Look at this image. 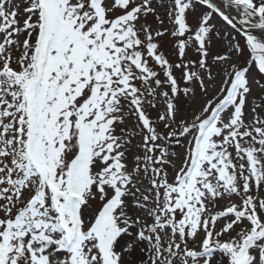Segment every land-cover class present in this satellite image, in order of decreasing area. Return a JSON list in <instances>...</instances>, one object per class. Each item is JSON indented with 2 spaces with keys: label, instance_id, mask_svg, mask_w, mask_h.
Segmentation results:
<instances>
[{
  "label": "snow or ice",
  "instance_id": "6c2138e0",
  "mask_svg": "<svg viewBox=\"0 0 264 264\" xmlns=\"http://www.w3.org/2000/svg\"><path fill=\"white\" fill-rule=\"evenodd\" d=\"M199 3L0 0V264H264V0Z\"/></svg>",
  "mask_w": 264,
  "mask_h": 264
},
{
  "label": "rangeland",
  "instance_id": "374dc122",
  "mask_svg": "<svg viewBox=\"0 0 264 264\" xmlns=\"http://www.w3.org/2000/svg\"><path fill=\"white\" fill-rule=\"evenodd\" d=\"M215 1L218 2L217 0H215ZM190 3L195 9V14H200V13H203L204 11L207 10L205 6H203L199 3V0H190ZM195 14L192 10H189L188 19H189L190 23L195 22ZM233 14H235V13L233 12ZM148 20L150 23L155 24V21L153 20L152 17H149ZM211 23L215 26V28L217 30H221L223 33H228L229 36H235L236 39L239 40L241 42V44H243V40L239 36V34L235 30L231 29L228 25H226V23L223 22V20L220 17H218L217 15L213 14L212 19H211ZM185 39H187V37H185ZM173 43H174V41H171L167 36H165L161 41V44H162L161 50H162V52H164L166 57L171 62H176L177 56L173 54ZM218 47H219V45H216V47H214L213 49H210V53L214 54V52L217 50ZM186 55L188 58H193V59L198 58V54L196 53L194 43L192 46H190L186 49ZM244 59H245V57H241L240 62L242 63L244 61ZM209 62H211V55L209 56ZM176 75H177V77H179V72H177ZM253 75H254L255 79H261V77L258 73H253ZM253 95L254 96L260 95V92L254 88ZM151 115L153 118H155L156 112L153 111L151 113ZM159 127L162 128L163 126L160 125ZM137 139H139V138H137ZM180 151H182V150H180ZM223 205H224L223 201L219 202V207L216 210H222ZM233 235H234V233H233ZM197 239H199V237H197ZM224 239H227V237H224Z\"/></svg>",
  "mask_w": 264,
  "mask_h": 264
},
{
  "label": "bare ground",
  "instance_id": "6f19581e",
  "mask_svg": "<svg viewBox=\"0 0 264 264\" xmlns=\"http://www.w3.org/2000/svg\"><path fill=\"white\" fill-rule=\"evenodd\" d=\"M216 2V1H215ZM218 5H222L220 2H216Z\"/></svg>",
  "mask_w": 264,
  "mask_h": 264
},
{
  "label": "water",
  "instance_id": "95a60500",
  "mask_svg": "<svg viewBox=\"0 0 264 264\" xmlns=\"http://www.w3.org/2000/svg\"><path fill=\"white\" fill-rule=\"evenodd\" d=\"M222 2V1H221ZM223 3V2H222Z\"/></svg>",
  "mask_w": 264,
  "mask_h": 264
}]
</instances>
